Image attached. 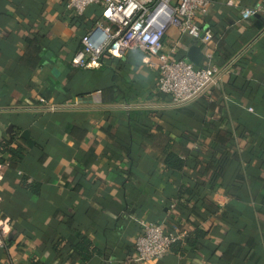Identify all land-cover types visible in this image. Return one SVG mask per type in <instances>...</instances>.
I'll return each mask as SVG.
<instances>
[{
  "label": "crops",
  "instance_id": "1",
  "mask_svg": "<svg viewBox=\"0 0 264 264\" xmlns=\"http://www.w3.org/2000/svg\"><path fill=\"white\" fill-rule=\"evenodd\" d=\"M208 1L207 45L175 27L163 42L219 82L173 107L137 52L71 65L100 6L0 0V264H142L149 224L186 237L143 264H264V14L241 21ZM83 239L97 250L87 262L72 250Z\"/></svg>",
  "mask_w": 264,
  "mask_h": 264
},
{
  "label": "built area",
  "instance_id": "2",
  "mask_svg": "<svg viewBox=\"0 0 264 264\" xmlns=\"http://www.w3.org/2000/svg\"><path fill=\"white\" fill-rule=\"evenodd\" d=\"M208 4V0H68L66 8L77 16L91 6H100L98 17L81 37V47L71 65L98 69L106 57L120 59L137 52L143 66L157 71V92L168 97L173 107L186 104L215 87L219 71L209 61L195 68L184 59H171L163 39L168 28L175 27L181 35L207 45L212 33L199 26L197 18L206 14ZM225 5L240 8L241 21L264 14V4L240 7L228 0ZM174 51L172 47L170 52ZM184 237L186 232L168 234L159 224L144 225L135 240L134 260L142 264L159 261Z\"/></svg>",
  "mask_w": 264,
  "mask_h": 264
},
{
  "label": "trees",
  "instance_id": "3",
  "mask_svg": "<svg viewBox=\"0 0 264 264\" xmlns=\"http://www.w3.org/2000/svg\"><path fill=\"white\" fill-rule=\"evenodd\" d=\"M91 28V27H90ZM14 154H18L17 151H13ZM183 161L179 159L176 155L172 153H167L165 158V166L167 168H171L174 170H180L183 167ZM179 242L174 243L171 245V247H177L179 248ZM186 243L189 247L195 246V243H191L189 239H186ZM171 247L169 249H171ZM72 250L77 254V256L80 258L82 262H87L92 258L94 253L97 252V250L91 245V243L87 239H83L78 241L73 247ZM178 253L180 255H183V252L178 250Z\"/></svg>",
  "mask_w": 264,
  "mask_h": 264
}]
</instances>
